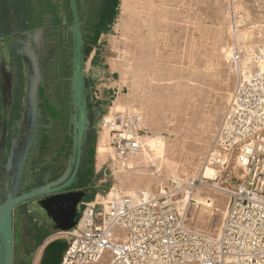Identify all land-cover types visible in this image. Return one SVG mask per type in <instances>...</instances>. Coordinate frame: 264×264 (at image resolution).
Masks as SVG:
<instances>
[{
  "label": "rangeland",
  "instance_id": "obj_1",
  "mask_svg": "<svg viewBox=\"0 0 264 264\" xmlns=\"http://www.w3.org/2000/svg\"><path fill=\"white\" fill-rule=\"evenodd\" d=\"M84 5L81 9L86 14ZM44 7L54 27L52 30L66 49L70 46L66 0H49ZM37 8L40 9L38 1L31 4L29 0H0V25H11L19 21L23 10ZM109 8L102 30L93 37L94 51L87 54L84 66L90 79V97L101 111L94 126V194L88 199L97 194L106 195L115 188L121 194L138 190L169 192L173 180L186 182L209 165L207 157L237 80L235 67L229 60L230 48L233 44L242 49L249 45L264 46V0H112ZM238 29L248 31V41L235 40ZM96 55L100 57V65L94 63ZM69 59L70 55L64 58V70L59 74L63 76L57 81L66 90L68 100L71 93L67 81L71 69ZM129 110L139 113L138 128L145 144L147 138L162 137L163 160L160 162L148 150L150 158L130 157L133 166L129 170L125 162L113 157L107 146V132L101 129V117L113 113L124 116ZM99 146L106 152L103 159L98 157ZM236 185L235 177L227 188ZM185 192L177 197L178 211L185 224L217 234L229 194L213 187H199L192 195L186 192L191 198L187 206L181 208L178 202ZM198 196L212 200V214L202 225L197 222V215L204 210L194 201ZM58 236L45 232L26 255L27 263L36 254L40 258L46 243ZM21 258L17 247L14 261L17 263ZM108 260L106 253L98 264Z\"/></svg>",
  "mask_w": 264,
  "mask_h": 264
},
{
  "label": "built area",
  "instance_id": "obj_2",
  "mask_svg": "<svg viewBox=\"0 0 264 264\" xmlns=\"http://www.w3.org/2000/svg\"><path fill=\"white\" fill-rule=\"evenodd\" d=\"M229 60L237 80L207 157L214 177L173 180L169 192L139 190L84 200L77 227L55 233L67 241L59 264H98L106 253L105 264H264V46L234 44ZM139 119L135 110L101 117L117 161L145 149ZM235 177L237 185L227 188ZM199 187L230 196L217 234L189 228L178 211L182 191L192 195Z\"/></svg>",
  "mask_w": 264,
  "mask_h": 264
},
{
  "label": "flooded vegetation",
  "instance_id": "obj_3",
  "mask_svg": "<svg viewBox=\"0 0 264 264\" xmlns=\"http://www.w3.org/2000/svg\"><path fill=\"white\" fill-rule=\"evenodd\" d=\"M35 1L40 9L23 10L19 21L0 25V199L6 193L18 196L56 180L66 171L71 154V93L68 100L63 85L57 83L63 76L59 74L64 70L67 55H70L71 68L68 82L72 72V36L68 28L72 18L70 3L66 0L70 46L64 49L49 23L47 7H44L49 0H29L31 4ZM82 3L86 5V14L82 12ZM111 3L112 0H76L84 66L87 54L93 50V37L102 30L109 16ZM29 51L37 57L40 76L36 106L27 96V81L32 74ZM88 107L91 110L89 152L76 184L65 190H89L86 199L94 194V126L101 113L98 107L92 108L90 104ZM29 110L35 116L36 125L32 126L27 117ZM40 198L27 200L13 209V251L15 256V248L19 247L22 255L14 264L27 263L26 255L48 231L28 207L30 202Z\"/></svg>",
  "mask_w": 264,
  "mask_h": 264
},
{
  "label": "water",
  "instance_id": "obj_4",
  "mask_svg": "<svg viewBox=\"0 0 264 264\" xmlns=\"http://www.w3.org/2000/svg\"><path fill=\"white\" fill-rule=\"evenodd\" d=\"M71 8V24L68 27L72 36V72L70 76L72 106V148L66 171L56 180L34 188L29 192L14 196L6 193L0 199V264H14L13 251V209L18 204L41 197L28 204L30 212L41 220L49 233L71 231L77 227L82 215L83 201L89 190L65 191L76 184L89 152L87 148L88 127L91 110L89 109L87 74L84 68V51L78 18L76 0H69ZM32 74L27 81V96L31 104L36 106V92L40 76L38 74L37 57L29 51ZM86 55V53H85ZM32 111L27 117L36 125ZM29 114V115H28ZM34 115V113H33ZM67 246L65 238H56L43 247L38 264H59L61 255Z\"/></svg>",
  "mask_w": 264,
  "mask_h": 264
},
{
  "label": "bare ground",
  "instance_id": "obj_5",
  "mask_svg": "<svg viewBox=\"0 0 264 264\" xmlns=\"http://www.w3.org/2000/svg\"><path fill=\"white\" fill-rule=\"evenodd\" d=\"M232 1V0H231ZM231 4V3H230ZM231 6V5H230ZM134 8V7H133ZM238 8V7H237ZM231 11V10H230ZM233 11V10H232ZM239 11V10H238ZM231 14V13H230ZM238 14V13H237ZM234 15V14H233ZM239 15V14H238ZM232 16V14H231ZM236 16V15H235ZM232 18V17H231ZM233 20V19H232ZM241 20V19H240ZM231 24V23H229ZM232 26V25H231ZM227 27V26H226ZM232 28V27H231ZM233 31V30H232ZM234 33V32H233ZM237 34L234 35V38L236 41L238 42H246V40L248 41L249 39V33L248 31H246V29H238L236 31ZM232 38V37H231ZM235 43V42H234ZM234 45V44H233ZM248 47H251L250 45ZM247 47V48H248ZM228 49V48H227ZM226 49V50H227ZM225 53V52H224ZM229 55V52L227 53L226 52V56ZM230 58V56H229ZM146 146L147 148H145L143 150V152L139 155H143L145 156L146 158H150L151 157V154L148 152L151 151L153 155H155V158L158 160V162H160L161 160H163V157H162V148H163V140H162V137H154V138H147L146 139ZM172 146V145H170ZM169 148H172V147H169ZM104 153H106L104 151V148L102 146H99L98 148V157H100L101 159H103V156H104ZM166 155V154H165ZM193 156V155H192ZM167 157V156H166ZM187 160V158H186ZM186 163V162H185ZM125 165H127V167H129V170L130 168L133 166V161H132V158H129L128 161H126L124 163ZM189 164V163H188ZM135 166V165H134ZM152 166V165H151ZM190 166V165H189ZM188 166V167H189ZM185 167V166H184ZM186 168V167H185ZM201 174H203L206 178H211L214 174V169L209 166V165H206L204 166L203 168H201ZM135 170V169H134ZM142 170V169H141ZM140 171V170H139ZM154 171V170H153ZM159 171H157L158 173ZM134 173V172H133ZM157 175V174H156ZM199 175V174H198ZM146 177V176H145ZM156 179V178H154ZM162 187V186H161ZM160 188V187H159ZM139 191V190H138ZM203 191V190H202ZM108 193V192H107ZM113 193H118V189L115 188V190H112L110 191V194H113ZM190 195H188L186 192H185V196H183V198L178 202V206H180L181 208H185L187 206V204L189 203V200H190ZM195 197V196H194ZM215 197V196H214ZM213 197V198H214ZM208 197H196L195 198V202L197 204H200L201 207L203 208L201 213H199L198 216V221L197 222H200L201 225L202 224H206L209 219H210V216L212 214L211 212V206H212V200H209L207 199ZM220 199V198H219ZM218 199V200H219ZM229 200V199H228ZM214 201V200H213ZM219 203V202H218ZM221 204V202H220ZM195 205V203H194ZM191 206V205H190ZM227 207V206H226ZM219 208H222V207H219ZM193 209V208H192ZM218 209V208H217ZM215 210V209H214ZM218 211V210H217ZM225 211V210H224ZM193 212V211H192ZM194 215V213H193ZM214 216V215H213ZM220 217V216H219ZM195 218V217H194ZM198 223V225L200 224ZM194 225V224H193ZM197 225V224H196ZM208 225V224H207ZM203 227V226H202ZM204 228V227H203ZM205 229V228H204ZM206 232V231H205Z\"/></svg>",
  "mask_w": 264,
  "mask_h": 264
},
{
  "label": "crops",
  "instance_id": "obj_6",
  "mask_svg": "<svg viewBox=\"0 0 264 264\" xmlns=\"http://www.w3.org/2000/svg\"><path fill=\"white\" fill-rule=\"evenodd\" d=\"M94 51V47H93V50L92 52ZM90 54V53H89ZM91 55V54H90ZM90 57V56H89ZM94 63L96 65H100V57H98V55H96V57L94 58ZM85 65H86V62H85ZM87 82H88V86H87V91H88V95H89V104L91 105L92 108H96L97 106H94L95 105V100H93L91 97H90V79L88 78V73H87ZM112 88L115 86L114 84L111 85Z\"/></svg>",
  "mask_w": 264,
  "mask_h": 264
},
{
  "label": "trees",
  "instance_id": "obj_7",
  "mask_svg": "<svg viewBox=\"0 0 264 264\" xmlns=\"http://www.w3.org/2000/svg\"><path fill=\"white\" fill-rule=\"evenodd\" d=\"M16 264V263H15ZM25 264H28V263H25Z\"/></svg>",
  "mask_w": 264,
  "mask_h": 264
}]
</instances>
